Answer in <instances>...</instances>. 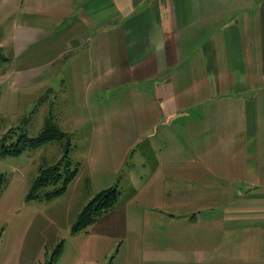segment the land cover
Returning a JSON list of instances; mask_svg holds the SVG:
<instances>
[{"label": "rangeland", "instance_id": "1", "mask_svg": "<svg viewBox=\"0 0 264 264\" xmlns=\"http://www.w3.org/2000/svg\"><path fill=\"white\" fill-rule=\"evenodd\" d=\"M11 7L0 8V140L11 130L15 133L8 145L20 136L35 138L47 120L66 136L0 157V264H264V239L257 229L261 221L250 213L263 207L248 201L228 206L233 193L220 191L194 193L191 202L179 192L172 207L176 192L153 185L152 170L141 166L143 160L153 164V149H148L153 143L143 138L153 141L158 118L153 98L137 94L146 85L98 86L88 50L74 44L68 51L63 48L72 31L65 8L50 10L64 23L49 37L28 49L15 46L13 36L23 16L17 9L16 15L9 14ZM24 10L25 4L19 7ZM31 69L40 79L29 78ZM177 146L187 151L186 143ZM194 146L200 152L208 145ZM217 147L210 145L206 161L213 173L219 163ZM57 164L77 170L67 190L49 200L29 199L39 170ZM54 188L43 189L41 195ZM110 188L119 193L113 208L73 233L83 209ZM234 208L243 212L228 214L234 219L219 223ZM194 214L215 222L191 223ZM202 226H209L205 235ZM184 251L204 252L209 263L185 261Z\"/></svg>", "mask_w": 264, "mask_h": 264}, {"label": "crops", "instance_id": "2", "mask_svg": "<svg viewBox=\"0 0 264 264\" xmlns=\"http://www.w3.org/2000/svg\"><path fill=\"white\" fill-rule=\"evenodd\" d=\"M50 1L0 0L2 10L12 6L9 14L17 9L23 16L15 46L28 49L49 37L64 23L50 10L67 9L72 31L63 48L88 50L98 86L145 84L137 94L154 100L153 141L143 138L153 143V164H141L152 170L153 185L176 192L172 207L179 192L186 201L194 193L220 191L233 193L228 206L258 204L263 208L252 210L258 216L251 219L261 221L256 227L264 239V0ZM26 73L32 81L42 76ZM179 142L187 151H178ZM200 143L208 146L196 152ZM212 144L219 149L215 173L206 162ZM225 212L219 223L243 211ZM198 215L189 221L215 222ZM208 231L202 226L203 235ZM183 254L185 261L209 263L204 252Z\"/></svg>", "mask_w": 264, "mask_h": 264}, {"label": "trees", "instance_id": "3", "mask_svg": "<svg viewBox=\"0 0 264 264\" xmlns=\"http://www.w3.org/2000/svg\"><path fill=\"white\" fill-rule=\"evenodd\" d=\"M15 131H9L3 140H0V157L2 156H17L27 150H34L46 143L52 141H59L66 136L59 128L47 120L46 126L41 134L35 138L27 136H20L18 140L12 145L7 144V140L14 134ZM77 175V170L60 168V165L53 167L41 168L38 176L33 180L29 199L49 200L56 197L67 190L68 185L74 180ZM4 176L0 175V194L3 188ZM55 187L53 191L46 192L41 195V191L48 187ZM118 190L110 188L98 194L80 213L72 232L76 233L93 225L99 217L109 211L116 204L118 200ZM2 233H0L1 240ZM57 254V253H56ZM48 264H53L52 262Z\"/></svg>", "mask_w": 264, "mask_h": 264}]
</instances>
